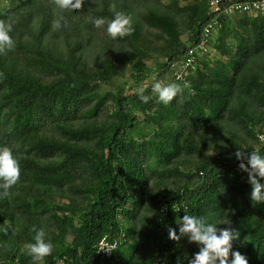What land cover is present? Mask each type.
Returning a JSON list of instances; mask_svg holds the SVG:
<instances>
[{"label": "trees", "instance_id": "16d2710c", "mask_svg": "<svg viewBox=\"0 0 264 264\" xmlns=\"http://www.w3.org/2000/svg\"><path fill=\"white\" fill-rule=\"evenodd\" d=\"M211 1L1 0L14 46L0 50V145L20 175L0 188V264H34L24 245L40 227L53 247L35 264H188L196 243L168 233L185 210L230 220L217 225L236 230L229 259L264 264V202L234 155L264 154V12ZM116 12L130 18L123 37L93 25ZM158 79L183 86L167 105Z\"/></svg>", "mask_w": 264, "mask_h": 264}, {"label": "clouds", "instance_id": "9594fccd", "mask_svg": "<svg viewBox=\"0 0 264 264\" xmlns=\"http://www.w3.org/2000/svg\"><path fill=\"white\" fill-rule=\"evenodd\" d=\"M81 4L82 0H55V6L60 10L78 9ZM92 23L97 28L106 26L107 34L112 38L123 37L130 30V18L121 12L114 13L111 19L96 17ZM59 26V20H54L53 27ZM11 32L12 22L0 21V50L11 49L14 46ZM182 87L181 84L158 79L151 84V95H155L157 102L167 105L181 92ZM136 93L140 101L144 103L149 101L150 95L144 94V87L137 88ZM234 155L240 161L238 167L248 175L251 200L264 202V183H261V179H264V154L256 149H252L250 153L238 149ZM19 175V162L12 149L7 145H0V188L7 190L16 183ZM230 223V220L206 222L203 217L190 215L185 210L184 215L177 222L178 228L168 229L169 238L179 239L184 236L190 243H196L199 250L193 253L188 264H248L246 257L239 251H231V259H229L231 241L237 238L236 230L231 227L218 228L217 225H230ZM34 233L32 241L26 243L24 247L35 264L50 255L53 246L51 240L45 238L43 227L34 229Z\"/></svg>", "mask_w": 264, "mask_h": 264}, {"label": "built area", "instance_id": "2783aa9c", "mask_svg": "<svg viewBox=\"0 0 264 264\" xmlns=\"http://www.w3.org/2000/svg\"><path fill=\"white\" fill-rule=\"evenodd\" d=\"M221 1L220 0H212L210 2V6L213 12L216 13H223L225 15H232L233 13L238 12H245V13H251V12H264V0H236L229 4L227 7H221ZM217 22V19L214 18L211 23L208 25V27L205 29L206 34L211 32L213 30V25H215ZM193 54V52H192ZM190 55L186 58L184 62V68L190 67L191 64L194 63L195 57L193 55ZM181 77V74L178 76ZM261 140H264V137L261 136ZM116 247V243H110L106 240H102L98 244V252L102 253L104 256H111L113 250Z\"/></svg>", "mask_w": 264, "mask_h": 264}, {"label": "rangeland", "instance_id": "374dc122", "mask_svg": "<svg viewBox=\"0 0 264 264\" xmlns=\"http://www.w3.org/2000/svg\"><path fill=\"white\" fill-rule=\"evenodd\" d=\"M0 3H1V0H0Z\"/></svg>", "mask_w": 264, "mask_h": 264}]
</instances>
